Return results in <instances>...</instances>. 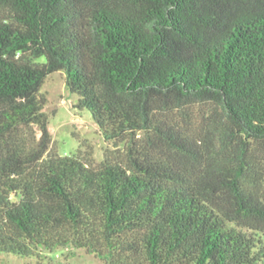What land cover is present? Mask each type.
Instances as JSON below:
<instances>
[{"label": "trees", "instance_id": "obj_1", "mask_svg": "<svg viewBox=\"0 0 264 264\" xmlns=\"http://www.w3.org/2000/svg\"><path fill=\"white\" fill-rule=\"evenodd\" d=\"M65 74L119 160L50 152ZM264 264V0H0V255Z\"/></svg>", "mask_w": 264, "mask_h": 264}, {"label": "rangeland", "instance_id": "obj_2", "mask_svg": "<svg viewBox=\"0 0 264 264\" xmlns=\"http://www.w3.org/2000/svg\"><path fill=\"white\" fill-rule=\"evenodd\" d=\"M41 92L47 99L43 111L49 120L52 154L77 157L91 168H98L104 159H121L123 145L106 141L90 115L74 108L76 97L69 93L64 73L50 75ZM41 255L49 257L53 264H103L98 258L71 245L43 251ZM34 263L32 258L0 255V264Z\"/></svg>", "mask_w": 264, "mask_h": 264}]
</instances>
